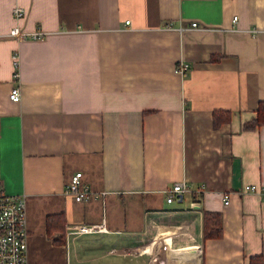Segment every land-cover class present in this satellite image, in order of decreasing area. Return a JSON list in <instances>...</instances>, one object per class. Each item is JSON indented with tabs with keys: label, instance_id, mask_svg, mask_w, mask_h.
Listing matches in <instances>:
<instances>
[{
	"label": "crops",
	"instance_id": "1",
	"mask_svg": "<svg viewBox=\"0 0 264 264\" xmlns=\"http://www.w3.org/2000/svg\"><path fill=\"white\" fill-rule=\"evenodd\" d=\"M262 100L264 0H0V191L27 197L29 264H180L163 237L202 245L189 264L264 262V125L244 128ZM78 171L88 199L67 190Z\"/></svg>",
	"mask_w": 264,
	"mask_h": 264
},
{
	"label": "built area",
	"instance_id": "2",
	"mask_svg": "<svg viewBox=\"0 0 264 264\" xmlns=\"http://www.w3.org/2000/svg\"><path fill=\"white\" fill-rule=\"evenodd\" d=\"M15 17L21 18L25 15V10L21 6H16L13 10ZM236 19V16L234 20ZM129 22V21H127ZM196 26L197 22H193ZM34 39L44 38L45 33L41 30L28 33L24 28L15 25L11 28L9 36L15 39H21L28 35ZM15 78L19 77V57L14 54ZM189 69L187 62H182L177 66V70L186 73ZM11 100L19 101L21 99V87L16 85L10 92ZM82 171L73 174L67 185V190L75 195L77 200L88 199L95 195L87 183L82 182ZM246 191H259L258 186L253 184L245 185ZM167 193V202H173L179 196L190 191V185L186 181L176 182L172 188L165 190ZM104 195V193L102 194ZM225 202H229V196L225 195ZM105 223L79 224L70 226L68 233L82 234L93 232H107ZM28 238L29 229L27 225V197L25 194H11L0 191V264H29L28 260ZM195 248L200 257L202 245L196 244ZM174 264V263H173Z\"/></svg>",
	"mask_w": 264,
	"mask_h": 264
},
{
	"label": "trees",
	"instance_id": "3",
	"mask_svg": "<svg viewBox=\"0 0 264 264\" xmlns=\"http://www.w3.org/2000/svg\"><path fill=\"white\" fill-rule=\"evenodd\" d=\"M229 111H214V126L218 127L230 120ZM264 125V100L259 102L257 116L247 121L245 129H253ZM223 232L222 215L219 212L205 210L203 212V235L205 238L221 236ZM250 264H264L261 255H253Z\"/></svg>",
	"mask_w": 264,
	"mask_h": 264
},
{
	"label": "bare ground",
	"instance_id": "4",
	"mask_svg": "<svg viewBox=\"0 0 264 264\" xmlns=\"http://www.w3.org/2000/svg\"><path fill=\"white\" fill-rule=\"evenodd\" d=\"M192 235H193V233H192ZM161 239H162L163 245H165L166 247H168V250H170V251H172L174 253L176 252L177 255H179V256H181V257H183L185 259H190L191 261L199 258L198 254H197V250H196V248L194 246H192V245H186V246H183V247H178V246L177 247H174L172 245V240H173L172 238L163 237ZM185 239H186V237H185ZM171 262H174L173 256L171 257Z\"/></svg>",
	"mask_w": 264,
	"mask_h": 264
},
{
	"label": "rangeland",
	"instance_id": "5",
	"mask_svg": "<svg viewBox=\"0 0 264 264\" xmlns=\"http://www.w3.org/2000/svg\"><path fill=\"white\" fill-rule=\"evenodd\" d=\"M170 232H171V231H170L169 229L160 230V235H161V237H162V236H164V235H166V234H168V233H170ZM173 232H175V230H174ZM152 240H153V239H152ZM152 240H151V239H150V240L145 239V240L143 241V243L148 244V243H150ZM155 240H156V239H155ZM152 246H153V244H150V245H149V247H148V250H149V251L152 250ZM169 251H170V250H169ZM159 253H160V254H163V257H164V255H166V248H165L164 251L160 250ZM168 255H169V259H170V261H171V257L173 256L174 262H178V263H180V264H183L184 262H187V264H189V262H195V261H197V259L192 260V261H191L190 259H185V258H183V257H181V256H179V255H177L176 252H175V254H174V253H171V252H168Z\"/></svg>",
	"mask_w": 264,
	"mask_h": 264
},
{
	"label": "water",
	"instance_id": "6",
	"mask_svg": "<svg viewBox=\"0 0 264 264\" xmlns=\"http://www.w3.org/2000/svg\"><path fill=\"white\" fill-rule=\"evenodd\" d=\"M179 197H182V194H179Z\"/></svg>",
	"mask_w": 264,
	"mask_h": 264
}]
</instances>
